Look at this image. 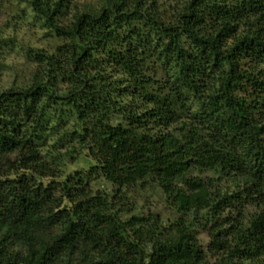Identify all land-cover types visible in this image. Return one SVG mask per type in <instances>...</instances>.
Here are the masks:
<instances>
[{"label":"trees","instance_id":"16d2710c","mask_svg":"<svg viewBox=\"0 0 264 264\" xmlns=\"http://www.w3.org/2000/svg\"><path fill=\"white\" fill-rule=\"evenodd\" d=\"M32 4L70 44L35 51L47 76L0 94V264H264V0H188L170 20L144 0H108L69 26L55 19L64 0ZM102 53L128 80L106 73ZM156 53L167 78L147 68ZM72 116L65 135L92 167L59 181L65 159L45 152L46 135ZM99 176L118 187L112 199L92 191ZM150 180L180 213L169 228L114 214L123 188Z\"/></svg>","mask_w":264,"mask_h":264},{"label":"rangeland","instance_id":"374dc122","mask_svg":"<svg viewBox=\"0 0 264 264\" xmlns=\"http://www.w3.org/2000/svg\"><path fill=\"white\" fill-rule=\"evenodd\" d=\"M56 3L60 0H50ZM148 5H156L158 8V16L164 20H170L179 13L185 1L188 0H144ZM108 4V0H64V7L60 14L55 18L56 22L62 26L71 25L73 19L78 14L88 12L90 10L98 11ZM136 26H145L143 20H136ZM157 39V31L153 32L151 39V48H154ZM70 41L60 36L53 28L47 18L40 14L33 7L32 0H0V94L4 91L18 88H26L32 84L36 74L47 76V65H40L36 61L35 51H45L48 54H61L68 50ZM152 50V49H151ZM100 64H103L104 70L120 84L122 80L126 81L127 76L118 70L117 67L108 63L106 54L98 56ZM161 58L156 53L149 60L151 69L150 74H154L160 78H167L170 74L172 65L162 64ZM171 66V67H170ZM127 82H124V88ZM59 88L62 94H67L68 82H60ZM126 87L124 95L117 96L119 104H126L131 99V89ZM116 94L114 93V97ZM251 101H263L262 98H256V95L249 97ZM193 115L198 114L202 119L203 109L199 105L192 108ZM201 114V115H200ZM75 117L68 119L66 126L57 127L46 135L45 152L49 150L55 154H62L65 160L60 164L59 181H63L69 176L79 173L88 172L92 167L89 147L80 148L78 141H75L71 135H65L74 129L73 123ZM112 120L117 121L115 115ZM69 152V153H67ZM66 154V155H65ZM68 154V155H67ZM50 160V158L48 157ZM190 175L199 176L201 178H218L219 174L215 170L194 168ZM227 177H223L225 182ZM48 183L47 181L45 184ZM117 186L104 177H97L91 183V189L95 192H102L112 199L117 194ZM125 201L122 202L117 209L114 210L115 216L126 221L134 217H144L156 215L163 225L169 228L174 224L175 220L180 217V213L167 200L163 189L155 183H138L135 186L123 188L122 194ZM203 214V213H202ZM200 233L199 237L204 246L209 244V237L203 224L197 222L194 227ZM150 252V246L147 247Z\"/></svg>","mask_w":264,"mask_h":264}]
</instances>
